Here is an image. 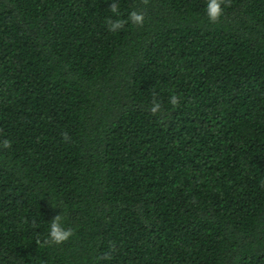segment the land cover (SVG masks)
<instances>
[{
    "label": "trees",
    "instance_id": "16d2710c",
    "mask_svg": "<svg viewBox=\"0 0 264 264\" xmlns=\"http://www.w3.org/2000/svg\"><path fill=\"white\" fill-rule=\"evenodd\" d=\"M112 2L0 0V264H264V0Z\"/></svg>",
    "mask_w": 264,
    "mask_h": 264
},
{
    "label": "clouds",
    "instance_id": "9594fccd",
    "mask_svg": "<svg viewBox=\"0 0 264 264\" xmlns=\"http://www.w3.org/2000/svg\"><path fill=\"white\" fill-rule=\"evenodd\" d=\"M223 4L224 0H206L205 15L210 23H215L222 17L224 13ZM109 9L111 17L107 18L105 21L108 31L118 32L129 22L138 26H142L145 22L144 14L138 11L130 12L127 16V20L120 19L119 7L116 0H113ZM178 101L179 97L174 94L169 97V103L173 106L177 105ZM161 107V102L154 98L149 110L155 115L161 111ZM65 139H67V137H65ZM9 146L10 142L7 140H4L2 145H0V147L3 148H8ZM72 235V230L63 225L59 214L48 223L47 239L45 243L58 245L67 241ZM103 259L107 260L110 259V257L105 256Z\"/></svg>",
    "mask_w": 264,
    "mask_h": 264
}]
</instances>
